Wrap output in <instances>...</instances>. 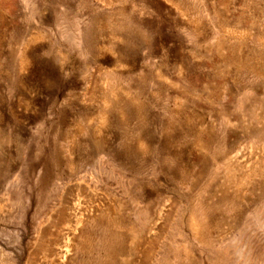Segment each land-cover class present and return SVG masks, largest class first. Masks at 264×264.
I'll use <instances>...</instances> for the list:
<instances>
[{
	"label": "rangeland",
	"instance_id": "1",
	"mask_svg": "<svg viewBox=\"0 0 264 264\" xmlns=\"http://www.w3.org/2000/svg\"><path fill=\"white\" fill-rule=\"evenodd\" d=\"M264 0H0V264H264Z\"/></svg>",
	"mask_w": 264,
	"mask_h": 264
},
{
	"label": "clouds",
	"instance_id": "2",
	"mask_svg": "<svg viewBox=\"0 0 264 264\" xmlns=\"http://www.w3.org/2000/svg\"><path fill=\"white\" fill-rule=\"evenodd\" d=\"M256 230L260 233V234H264V219H260L256 221L255 224ZM246 249L245 248H238L235 255L238 259V261L241 262V264H250V262H247L244 260V257L246 255Z\"/></svg>",
	"mask_w": 264,
	"mask_h": 264
}]
</instances>
